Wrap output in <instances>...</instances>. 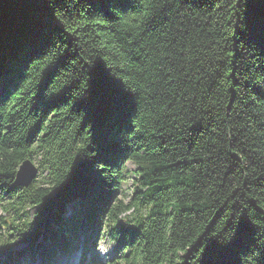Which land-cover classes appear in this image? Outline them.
<instances>
[{"label":"trees","instance_id":"1","mask_svg":"<svg viewBox=\"0 0 264 264\" xmlns=\"http://www.w3.org/2000/svg\"><path fill=\"white\" fill-rule=\"evenodd\" d=\"M25 159L44 186L14 184ZM0 200L36 207L10 264L100 226L102 264H257L264 0H0Z\"/></svg>","mask_w":264,"mask_h":264},{"label":"rangeland","instance_id":"2","mask_svg":"<svg viewBox=\"0 0 264 264\" xmlns=\"http://www.w3.org/2000/svg\"><path fill=\"white\" fill-rule=\"evenodd\" d=\"M33 164L37 167V161L34 160ZM123 175L125 181L121 184L117 196L123 198L125 201L131 199L133 190V180L135 178L134 170L135 165L132 162H125L122 166ZM37 185L44 186V178L40 170L37 168L36 176L33 180ZM5 201L0 200V218H5L7 222H12V226L7 228L5 225L0 224V233L3 234V245L0 243V264H10L9 253L12 251H20L27 247V243L20 241L19 237H16L14 230L15 226H25L28 231L33 230V226H28L36 213L35 206L23 205L17 215L11 216L9 213H4L3 204ZM57 205L54 204L53 209L57 210ZM67 210L64 216L67 217L71 211V205L67 204ZM11 219V221H10ZM91 228V227H90ZM88 229L85 234H78L77 238H73V249L69 252H62L59 248H55V256L47 258L38 256L37 252L33 255L23 253L19 256L17 264H73V262L85 255L83 261L89 262L93 257L96 262L102 264L109 260L111 257L117 254L115 246L110 237L103 234V228L94 227V229ZM23 258L25 260H23Z\"/></svg>","mask_w":264,"mask_h":264},{"label":"water","instance_id":"3","mask_svg":"<svg viewBox=\"0 0 264 264\" xmlns=\"http://www.w3.org/2000/svg\"><path fill=\"white\" fill-rule=\"evenodd\" d=\"M37 167L29 159L23 160L14 176V184L19 187H28L34 180Z\"/></svg>","mask_w":264,"mask_h":264},{"label":"snow or ice","instance_id":"4","mask_svg":"<svg viewBox=\"0 0 264 264\" xmlns=\"http://www.w3.org/2000/svg\"><path fill=\"white\" fill-rule=\"evenodd\" d=\"M102 2H103V0H102ZM119 2L120 3H131V0H119ZM97 71H98V74H100L101 77H102L103 70L99 69ZM257 264H264V249L260 250V254H259V257H258V260H257Z\"/></svg>","mask_w":264,"mask_h":264}]
</instances>
